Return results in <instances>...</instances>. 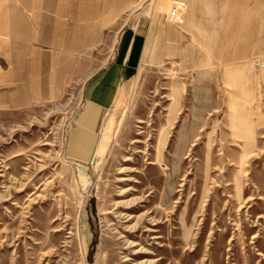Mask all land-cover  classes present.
<instances>
[{
	"label": "rangeland",
	"instance_id": "obj_1",
	"mask_svg": "<svg viewBox=\"0 0 264 264\" xmlns=\"http://www.w3.org/2000/svg\"><path fill=\"white\" fill-rule=\"evenodd\" d=\"M0 264H264V0H0Z\"/></svg>",
	"mask_w": 264,
	"mask_h": 264
},
{
	"label": "crops",
	"instance_id": "obj_2",
	"mask_svg": "<svg viewBox=\"0 0 264 264\" xmlns=\"http://www.w3.org/2000/svg\"><path fill=\"white\" fill-rule=\"evenodd\" d=\"M103 108H105L103 104L96 103V102H92L90 105H88L85 108L86 111L83 113L82 117L79 119L77 131L74 133V136L72 139V147L76 144V141L79 140L84 135L85 130L90 125L89 123L96 121V115H97L96 111L102 110Z\"/></svg>",
	"mask_w": 264,
	"mask_h": 264
},
{
	"label": "built area",
	"instance_id": "obj_3",
	"mask_svg": "<svg viewBox=\"0 0 264 264\" xmlns=\"http://www.w3.org/2000/svg\"><path fill=\"white\" fill-rule=\"evenodd\" d=\"M182 6L175 7L173 10V17L175 19H180L181 18V11H182Z\"/></svg>",
	"mask_w": 264,
	"mask_h": 264
},
{
	"label": "bare ground",
	"instance_id": "obj_4",
	"mask_svg": "<svg viewBox=\"0 0 264 264\" xmlns=\"http://www.w3.org/2000/svg\"><path fill=\"white\" fill-rule=\"evenodd\" d=\"M240 112H241V111H240ZM239 114H240V113H239ZM242 117H243V116H242ZM84 122H85V121H84ZM244 124H245V123L242 124V129H244ZM82 126H83V125H82Z\"/></svg>",
	"mask_w": 264,
	"mask_h": 264
}]
</instances>
